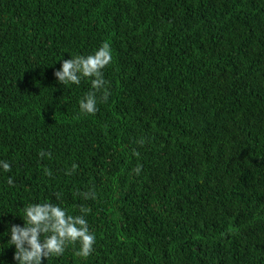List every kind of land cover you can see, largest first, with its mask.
<instances>
[{
    "label": "trees",
    "instance_id": "trees-1",
    "mask_svg": "<svg viewBox=\"0 0 264 264\" xmlns=\"http://www.w3.org/2000/svg\"><path fill=\"white\" fill-rule=\"evenodd\" d=\"M105 42L85 115L54 73ZM0 159V219L89 209L93 254L48 264H264V0H0Z\"/></svg>",
    "mask_w": 264,
    "mask_h": 264
},
{
    "label": "clouds",
    "instance_id": "clouds-1",
    "mask_svg": "<svg viewBox=\"0 0 264 264\" xmlns=\"http://www.w3.org/2000/svg\"><path fill=\"white\" fill-rule=\"evenodd\" d=\"M112 58L111 47L105 42L90 55H76L63 60L59 70L55 71L58 83L63 86L79 85L84 79L91 80L92 91L79 101L80 113L95 114L98 103L108 99L104 69ZM39 155L43 158L51 154L41 151ZM11 168L9 161L0 159V172H10ZM76 169L77 165L73 164L72 170ZM134 171L138 174L139 166ZM7 183L13 185L14 180L9 177ZM78 195L83 201L96 198L93 188L81 191ZM88 212L89 209L84 206L79 208L78 214H70L58 203H30L23 208L22 215H12L13 219L7 221L0 219V247L3 248V254L6 249L13 250V264H48L51 258L61 257L67 249L76 246L75 255L88 258L95 251L97 242L86 219ZM16 217L22 223H15ZM0 264L5 262L0 260Z\"/></svg>",
    "mask_w": 264,
    "mask_h": 264
}]
</instances>
